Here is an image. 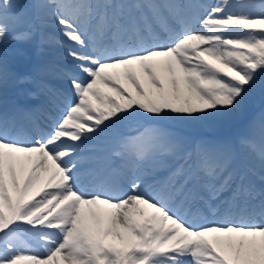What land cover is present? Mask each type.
<instances>
[{"label":"snow or ice","instance_id":"6c2138e0","mask_svg":"<svg viewBox=\"0 0 264 264\" xmlns=\"http://www.w3.org/2000/svg\"><path fill=\"white\" fill-rule=\"evenodd\" d=\"M17 7L0 0V45L32 39L33 25ZM36 7L55 8L79 75L69 74L73 98L54 101L60 115L51 130L31 141L0 113V264H264V118L259 142L242 140L260 160L259 183L256 172L234 166L230 148L201 142L189 149L158 126L233 114L264 87V0ZM9 76L0 61V86ZM135 120L145 123L113 155L142 168L140 176L125 191L112 181L115 169L101 170L90 173L92 192L82 191L81 145ZM177 156L185 163L176 181L147 191L143 177ZM26 167L21 185L18 170ZM41 173L43 187L25 199ZM204 211L223 218L197 224ZM109 236L119 246L106 243Z\"/></svg>","mask_w":264,"mask_h":264},{"label":"rangeland","instance_id":"374dc122","mask_svg":"<svg viewBox=\"0 0 264 264\" xmlns=\"http://www.w3.org/2000/svg\"><path fill=\"white\" fill-rule=\"evenodd\" d=\"M15 0H13L14 2ZM31 0H23L22 2L27 3ZM34 1V0H33ZM231 3L235 4L236 0H230ZM237 11L240 9L237 8ZM40 12L42 13L41 18L43 20H53L50 14V10L47 8H40ZM264 103V87H257L254 91L250 92L244 99L243 104L241 108L230 115H221V116H213L206 120H181L179 118L170 120L168 122H173L176 124H179L181 126L186 127L187 131H203L207 133H211L213 136H220L222 133H224L226 130H234L236 133H238L241 136H247V133L242 129L241 122L244 119H252L254 112L257 113L258 110L261 108L260 103ZM236 121H239L237 124H235ZM144 121L142 120H135V121H125L121 122L120 126L131 125V124H142ZM217 141H215V144ZM35 189L30 188L28 195L25 197V199H29L32 195L30 194L31 191H34ZM107 243V241H105ZM119 246V242L116 244Z\"/></svg>","mask_w":264,"mask_h":264},{"label":"bare ground","instance_id":"6f19581e","mask_svg":"<svg viewBox=\"0 0 264 264\" xmlns=\"http://www.w3.org/2000/svg\"><path fill=\"white\" fill-rule=\"evenodd\" d=\"M100 87H101V90H102V91H107V89L104 88L103 85H101ZM28 167H30V165H29ZM28 167H26L23 171H19L20 174L23 175L24 172H25V170L28 169ZM40 176H41V178H40V179L36 182V184L32 187V189H35V192H36L37 190H39L40 188L43 187V183H44V174L41 173ZM33 192H34V191H31V193H33ZM106 241H107V243H111V244H117V243H118V241L115 240V239H114L113 237H111V236H109V237L106 239ZM186 264H188V263H186Z\"/></svg>","mask_w":264,"mask_h":264}]
</instances>
